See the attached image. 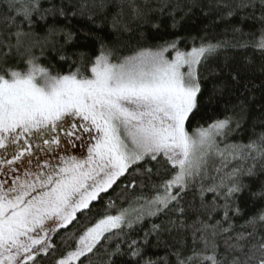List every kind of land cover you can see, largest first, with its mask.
<instances>
[{
	"label": "snow or ice",
	"instance_id": "1",
	"mask_svg": "<svg viewBox=\"0 0 264 264\" xmlns=\"http://www.w3.org/2000/svg\"><path fill=\"white\" fill-rule=\"evenodd\" d=\"M191 7L0 0V264H264V104L259 131L207 112L240 82L219 50L264 57V0L188 46L160 21Z\"/></svg>",
	"mask_w": 264,
	"mask_h": 264
},
{
	"label": "trees",
	"instance_id": "2",
	"mask_svg": "<svg viewBox=\"0 0 264 264\" xmlns=\"http://www.w3.org/2000/svg\"><path fill=\"white\" fill-rule=\"evenodd\" d=\"M184 3L191 4V10L177 12L175 17L176 27L173 29L171 25L173 20L169 16H164L160 21L162 28L167 34H177L189 38L206 37L215 42L219 39L231 40V32L226 33L229 23H239V17H233L232 20L226 21L221 18V12L212 5L217 0H183ZM77 26L82 27L83 23ZM252 25L245 24V31H248ZM184 47L185 45H181ZM125 54H129L125 51ZM213 67H228L238 70L241 74L240 82L234 83L227 72H223L219 76V80L223 82L222 93L217 95L211 105L208 107L209 119L214 116L235 115L242 118L244 126L249 131L253 125L259 131L260 105L264 104V89L260 88L264 81V74L261 72V66L264 65V57L260 53L255 52L252 48H232L227 47L218 51L209 61ZM212 82L206 84V88H211ZM247 85V88L245 87ZM255 85L253 88L252 86ZM207 92L205 93V99ZM241 102H244V108L241 109ZM248 132H245L244 138L247 139ZM235 139V137H233ZM241 206L246 214H252L264 208V202L253 201L245 195L242 198ZM243 223V220L238 221Z\"/></svg>",
	"mask_w": 264,
	"mask_h": 264
},
{
	"label": "rangeland",
	"instance_id": "3",
	"mask_svg": "<svg viewBox=\"0 0 264 264\" xmlns=\"http://www.w3.org/2000/svg\"><path fill=\"white\" fill-rule=\"evenodd\" d=\"M83 151H84L83 149H79L78 152H77V154H80V153H82Z\"/></svg>",
	"mask_w": 264,
	"mask_h": 264
}]
</instances>
